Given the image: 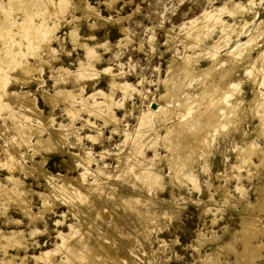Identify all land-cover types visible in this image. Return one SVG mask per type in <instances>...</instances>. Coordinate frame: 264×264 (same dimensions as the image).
Returning a JSON list of instances; mask_svg holds the SVG:
<instances>
[{"label": "rangeland", "instance_id": "rangeland-1", "mask_svg": "<svg viewBox=\"0 0 264 264\" xmlns=\"http://www.w3.org/2000/svg\"><path fill=\"white\" fill-rule=\"evenodd\" d=\"M213 17L219 21L216 22ZM263 20L264 0H0V192L2 193H0V261L2 262H0V264H5V262L6 264H37L34 262V256H37L41 252L53 250L56 246L58 251L57 249L56 252L54 250L50 264H67V257H69V255L66 253V247L71 246L72 244L70 243L72 242H74L72 245L74 246V251H76V249L77 252L81 251V253H79L81 256L76 252L80 259L83 257L82 254H86V251H88L87 248L94 249L96 247L93 257L91 256V260L94 258L96 260H92L93 262L91 260L87 261L88 258L83 254L85 257H83L81 260L77 259L75 261L76 263L81 261L80 264H83V262L84 264H89L90 261L91 264L96 262L97 264H206L204 261L209 264H237V261L235 262L236 255H240L239 252H241L244 248V244L241 242V240H239L241 236H237V234L234 236L233 241L235 242L231 243L232 248L230 250L223 249L222 247H224L225 243L229 240L231 236L230 234H234L235 231H239V229H241L240 220L243 219L245 222L251 220L252 223L256 222L254 223L255 232L253 231V237L250 236L251 238L248 239V242L251 244H264V231L262 234V229L264 230V212H261L264 211L262 209L264 208V165L256 169L255 166L256 164L258 165L259 160L257 157H253L251 159L253 165L248 166L249 168H247L245 164H241L242 161L237 160L235 157L236 148L243 145L245 141H252L259 147L264 144V120H262V124L260 123V119L264 117V103H262V101L264 102V78L262 79V75H264L262 73H264V70L261 69L264 66V33L259 34L260 36H253L254 38H252V41L249 42V44L247 43L248 45L243 46V44L246 43L252 35L258 33L257 31L259 30V23ZM203 25H205L204 27H207L208 25V28H204ZM196 28L199 29H197L199 33ZM207 29L208 31H206ZM200 31L202 33L204 31V33L202 34ZM197 33L199 35H197ZM255 37L258 38L256 39ZM259 37L262 38L259 39ZM74 38L77 42L74 40ZM254 39H256V41ZM217 41H219L217 48H212V43ZM254 42L256 43L253 44ZM246 46L249 47L247 48ZM90 47L94 53L90 50L92 52L91 55H84L87 54L86 51H88ZM244 47L246 48L244 49ZM250 48L251 50H249ZM248 50L249 52H247ZM229 53H231L233 56L231 54L229 55ZM246 54H248V59L247 57H244ZM258 54L259 57L263 58V61L258 57ZM92 55L93 57H90ZM215 56L218 57L216 58ZM227 56L230 61L232 57L233 61L230 62L227 60ZM197 57L198 59L196 63L193 60L194 58L196 60ZM235 57L239 61L235 60ZM209 58L212 62L214 61V63L216 62V64H219H215V73L212 71L211 75L214 73L212 77L210 74V77H202L199 72L211 64ZM239 58H241V61ZM256 58H258V60ZM89 59L90 61L88 63L91 64L87 63ZM191 60L192 62H188ZM170 62H172V64L168 68V64ZM225 62L227 63L225 64ZM232 62L233 64L236 63L237 67V74L234 80H232V83L233 81L235 83L237 82V85L235 83L232 84L231 82L228 85L229 87L223 86L222 88V86L218 85V87H216L218 91L215 90L217 94L212 91H209L207 94L206 92L211 86L207 82H211V84L212 82L215 83V81L218 82V73L225 67H228V65H230ZM255 62H257L256 65ZM258 63L259 65L261 63V65L259 66ZM251 65H253V68L251 67L252 70L250 68ZM83 66L87 67L88 70L83 68ZM256 66L259 67L257 68ZM254 68H257V70ZM83 69L84 73L82 72ZM185 69H188V71ZM247 69L250 71H247ZM258 69L260 71L263 70V72H260ZM184 70L187 71V75L191 72L189 74V79H187L189 75H185ZM79 71L81 74H83L80 75L77 73ZM86 71V76L89 77V82L91 81V84L87 83L88 77L83 76L85 75ZM253 72L256 74L254 73L253 75ZM20 73H25L26 77ZM92 73L96 74L94 75ZM182 74L184 75L182 76ZM249 74L251 78L253 76L254 77L250 79V76H248V78L247 75ZM259 74L261 75L259 76ZM93 75L97 77L94 78ZM82 76L84 80H81ZM255 76L257 77L255 78ZM113 77L114 80L112 79ZM172 77L177 78L173 79ZM245 77L248 80H246ZM56 78H58V80ZM193 78L195 80H193ZM172 79L175 81H171ZM203 80L206 81V84L203 82L206 86L209 85L207 86L208 89L206 92L204 91L203 86L201 87ZM168 81L171 82L168 83ZM76 82L78 84H76ZM115 82L118 86L115 85ZM162 83L166 84L163 85ZM172 86L175 88V90H173L175 93L172 92ZM179 86H181L182 89H180ZM112 88L114 90H112ZM164 88L167 90H164ZM191 89L194 90L192 91ZM232 89L235 93L240 91L242 101V105H240L242 108L241 110H243V108L245 109L242 112L243 114L236 112V115L234 113L233 116H236L233 118L242 115L241 118H236V121L238 122L232 123V125H229L228 130H224L227 125L226 116L229 114V110L226 107H223V103L226 106V101H228L226 94L229 93L227 91H231ZM236 89L238 90L237 92L235 91ZM64 90L65 92H68L66 98L63 94H61V92L63 93ZM223 90H225V94L224 92L222 93ZM55 91L56 94H54ZM201 91L204 92L206 96L209 94L210 95L204 98L201 103H198L200 102L198 98L200 97V94H202ZM233 91H231V93ZM77 92L80 95L75 96ZM165 92H167L169 97L171 96L170 99ZM171 92L173 95H169ZM17 93L19 95L21 94V96H16L21 97L23 102L25 98V101L28 100L30 104L32 103V105H30L32 108H25V102L22 104V100L19 97H15L14 99V94ZM91 93H93V95ZM178 93L182 96H180ZM104 94H107L106 96L108 97H104ZM213 94H216L215 96L219 99H216ZM218 94L219 96H217ZM254 94L259 95V97L254 104L250 105V101H252V103L254 102ZM23 95H25V97ZM224 95L225 97H223ZM260 95H262V97ZM7 96H13L11 98L15 101H11V98ZM53 96L55 98H53ZM58 96H61L62 98ZM190 96H192V98ZM196 96L197 98H194ZM220 96L223 98L221 99ZM29 97H31V99ZM85 97H88L87 101H82L81 99H86ZM160 97L164 98L166 101ZM16 98L17 100L20 99L18 100L19 103L16 101ZM67 98H69L68 101ZM92 98L95 99L92 101ZM179 98L183 99L181 100ZM207 98L212 99H209V101L206 100ZM51 99H55L54 102L51 103ZM104 99H109V101L106 102ZM214 99L216 100L214 101ZM70 100L72 103L69 102ZM179 100H181L182 103H180ZM192 101H196L197 103L193 104ZM209 102L213 105H211ZM67 103H70V106H68ZM92 103L95 105L93 106ZM107 103L109 105H107ZM206 103L211 106H207L208 104L206 105ZM86 104L87 106H92V110L96 106L99 108L98 112L101 113L94 115V113L97 112V108L95 107V109L91 112V107H87ZM100 104H106L107 106L105 105V108L102 109V105ZM186 105L189 106V110H186L188 109L186 108ZM214 105L219 107V110H222L219 111ZM260 105L263 106L261 107ZM195 106L197 110L195 109ZM106 107L110 109V112L112 111V114H109V110H107ZM213 107H215V111H213ZM71 108L74 109L72 110ZM79 108L83 109L85 113L82 112L83 110H79ZM166 108L168 113L165 111ZM204 109H208L209 112L206 113L208 110L205 111ZM76 110L80 111V113H77ZM162 110L167 113V117L164 115L165 112H161ZM71 111L75 113H71ZM156 111L157 114L163 113L167 119L165 117L163 118L162 114L161 116L156 117L152 113ZM201 111L205 113V117L203 115L204 118L200 113ZM211 111H213V113ZM224 111L227 112V114H225ZM149 112L152 114L150 115ZM189 112H192L191 114L194 115L189 114ZM216 112L218 113L216 114ZM87 113L91 115L88 116ZM184 113L186 118H184ZM209 113H212V115L216 117L217 115L219 116V114L222 115L224 113L222 116L223 118H221L223 119L222 122H225L224 120H226V125L224 123L222 124L221 119V124L219 125L218 123L220 122L218 120L220 116L218 118L215 117L217 121L214 119V122L217 123V127L215 124L213 126V122H211L212 125L210 124V128H207L209 125L205 126V130L207 128V133L209 136L204 130V127H201L202 129L200 132L202 134H195V132H199L200 130L199 126L197 125L203 119H207V116L210 115ZM142 114L146 117L145 118L143 116L145 119H141ZM105 115L106 117L108 115L112 116L106 118ZM182 115H184V117ZM147 116L150 118V121L148 120V124H153L154 127L152 125L151 127L150 125L146 124V119L148 118ZM170 116L172 118H170ZM189 116L194 118L196 117L195 119L192 118L194 121L198 117V123L197 120L195 123L191 122V126V123L187 121V118L192 121ZM45 117H47V119ZM153 119L157 123H151V120L152 122H155ZM161 119L166 121L162 123ZM47 120H50L49 123ZM142 120H144L146 123ZM177 120H179L181 123ZM183 120H185V122L187 121L186 123H188V126L185 122H183ZM141 123L146 125L143 126ZM159 123H161L160 126ZM17 124L21 125L18 126ZM193 124H195L198 128H196L195 125L194 128ZM40 125V129L44 130H42L43 133L39 129ZM137 125L139 126V131H137ZM182 125L185 129L182 128ZM150 127L153 129L151 130ZM162 127H166L168 133L167 131L163 130ZM180 127L181 131L184 130V132H187L186 129L189 127L187 133L190 134L188 135L183 131L181 132L179 130ZM218 127H220V129ZM155 128H157L158 131ZM175 128L179 131L177 132ZM190 128L193 129L192 132L189 131L191 130ZM143 129H146V131ZM208 129H210V131ZM214 129H218L216 133V130ZM38 131H40V133ZM219 131H221V133ZM225 131H227V133ZM153 132L156 133L153 134ZM165 132L170 137H167L168 135ZM20 134L24 135L21 136ZM38 134H40V136ZM50 134L51 138L47 143L49 147L44 145L45 142L41 143L40 146L39 144L37 145L36 141L38 139L46 140ZM139 134H141L140 137ZM176 134L179 136L177 137ZM242 134H244L245 137H242ZM17 135L18 138L16 137ZM25 135L26 138H22L25 137ZM123 135L126 138H124ZM155 135L156 137H159V141L158 138L155 139ZM162 135H164V137ZM185 135L187 136L186 140L191 141L193 144L185 140ZM210 135L213 139L209 138ZM60 136L63 137H61L62 140L59 138ZM131 136L132 138L136 136V139H133V141L136 140L137 142L140 140L141 142L138 141V145L135 144L136 142H132L134 143L132 144ZM173 136L174 138L172 141L171 137ZM193 136L198 137L197 139L195 138V142ZM204 136L207 137L208 141H210L209 148L204 146V144L208 146L207 141L204 140ZM93 137H95V140ZM161 137L162 139L164 138V141H162ZM202 137L203 139L201 140L200 138ZM180 138L183 139L181 140ZM96 139L99 140V142ZM166 139L169 141L171 140L170 144H168ZM175 141L177 143L176 145H179L180 143L183 144L179 145V147L174 146ZM33 142H35V144H33ZM185 142H187L188 145ZM140 143H143L141 144L143 145L141 150L139 147ZM163 143H165V145ZM184 143L189 147L187 148L186 146L187 149L184 148L185 150H181L180 152L179 148L180 146L184 145ZM189 143H191V145ZM161 144L164 146L168 145L170 152H173L176 149L177 154L175 156L177 159L181 153V157L179 158H181L182 162H180L178 159V163L177 159H175L176 157L172 156V152L170 157L168 152L169 148H163ZM51 146H53L52 149L50 148ZM198 146L201 148L203 147L205 150H203V148H199ZM196 147L198 148L196 149ZM138 148L139 150H136ZM165 148L167 152L164 150ZM188 149L189 152H192V155L194 153L193 150H197V152H195V155L197 156L190 155ZM153 151H156L155 153L157 155L153 153ZM176 151L174 153H176ZM202 151H205L204 153L206 158ZM99 153H101V155ZM185 153L187 154L185 155ZM200 154L202 159L203 157L205 158V161L203 159L204 163L207 160V164L204 165ZM99 155L102 158L99 157ZM161 156H165V159L168 160H165L168 163L167 165L165 164L166 162L163 161L164 158ZM192 157L193 159H191V163L193 161V164L188 163V160ZM6 159L7 163L5 161ZM11 159L13 162L15 161V165L19 163L18 165L22 166L17 165L18 168L15 166L16 168L11 170L8 168L7 170L8 162ZM86 160L91 162L89 163ZM136 160L139 161V163ZM173 160H175V162ZM85 162L89 164L87 165ZM181 163H183V165L184 163L186 164L185 166L181 165L180 167ZM175 165L178 167H175ZM130 166L134 170L137 167V170L134 171L130 169ZM171 166L175 169L177 168L176 171L178 170L177 172L181 177L178 176L176 171L171 173ZM97 167H100L102 170L97 169ZM82 168H86L84 172L85 174L83 173L84 169ZM150 168L151 170H149ZM152 168H154L155 171ZM181 168L183 170H180ZM130 170H132V172L134 171L136 174L139 170V174L143 177H139V174L136 175L135 173L133 176V173L130 172ZM144 170L145 173H143ZM226 170L228 171L229 175L225 172ZM150 171L154 174L151 175L152 173H150ZM156 171L157 173L159 172V174H157ZM80 172L81 174L79 175ZM125 172L128 174L129 178L126 176L127 174ZM82 174H84V176ZM124 174L127 177L126 179ZM224 174H226L227 177H224ZM148 175H150L149 177H155L152 178V180H148ZM66 177L68 180H70L69 183L72 185L71 186L68 183V189H70V187L71 189L72 187L85 189L84 193L83 191H78L79 195H76L77 199L75 195H69L68 192L62 191L64 190L61 185L63 183L62 178ZM69 177H71L73 180ZM144 177H146V179L145 181L142 180V182L141 179H144ZM156 177H159V181L157 179L159 183L154 181ZM175 177L182 179L180 181L181 183L179 182L180 179H175ZM130 178L132 179L130 180ZM135 178H137V180H135ZM95 179L98 180L95 181ZM138 180H140V182L136 183L135 181ZM76 181L77 183H75ZM78 181L79 183H81V181L84 183L82 182L81 184H78ZM171 182H173V184ZM175 183L180 184L177 186ZM140 185L145 186L142 187L144 190ZM171 185L174 187H170ZM3 186H6V188ZM136 186H140V188ZM148 186L151 188L150 190ZM10 187H14L19 191L21 190L23 193V200L26 203L24 201L19 202L16 200L14 195L8 194V192L11 190L5 191V189H11ZM19 187L21 188L19 189ZM240 187L243 188L240 189ZM224 189H226L227 192ZM58 194H61L60 197H58ZM132 194L133 196H131ZM72 196L74 198L70 199ZM78 197H81V199ZM82 201H84V206ZM87 201H89V203L92 202L91 207H87V205H89ZM69 203L72 205L70 206ZM259 203L263 206H260ZM253 205H255V207H253ZM133 206L134 208H132ZM257 206H260L261 208ZM70 207L72 208L71 210L69 209ZM129 207L130 209H128ZM26 208L29 212L26 211ZM135 208L142 209H140V211L138 210L137 212ZM145 208L148 210H146L147 212L144 210ZM141 210L146 214H144ZM73 211H76L78 214L76 212L74 213ZM80 213L83 214V216ZM138 213L144 219H141ZM96 214L98 216L94 217ZM132 218L135 219L133 220ZM117 219H119L123 224ZM137 219L138 221H136ZM89 220H92L93 223ZM130 220H132V222ZM85 221L88 223L86 224ZM73 222L76 223L73 224ZM90 223L93 225H88ZM129 223H131L130 226ZM71 224L76 226L75 231L77 232L74 230L72 231L69 228ZM124 225H128V227H125ZM93 226L96 227L93 228ZM255 226L257 227L256 229ZM78 227L79 231L77 229ZM126 228H129L130 230ZM258 228L261 229L258 230ZM83 229H85V232L88 234L85 235L88 236L87 238L89 242L84 235V242H87L86 244L84 243L85 246L82 245L81 247V244L79 245L78 243L80 242L79 240L81 239L80 237ZM120 231L121 234L119 235L118 232ZM257 231L260 232L258 233ZM95 232L96 235H94ZM124 232H126V234ZM7 233H9V236ZM12 233L14 235H12ZM66 233L69 234L67 235ZM76 233H78V236ZM58 234L59 236L61 234V238L58 236ZM128 234L130 236H128ZM64 235H66L67 238L70 235V238L67 239ZM15 236L18 237V239ZM103 236L105 237V240L102 238ZM197 238H200V241L196 240ZM73 239H75L76 242ZM9 241H13L11 246L9 245ZM90 242L94 244V247L90 246L92 245ZM95 242L101 247L96 245ZM62 243H65V246H62ZM79 247L80 249H78ZM82 248L84 249V252H82ZM101 249L102 251H100ZM96 252L98 253L96 254ZM64 256L66 257V261L64 260ZM206 257L207 260H205ZM8 261L10 263H8ZM59 261L61 262L59 263ZM253 263L264 264V249L260 250V256L255 258ZM38 264L48 263L39 261Z\"/></svg>", "mask_w": 264, "mask_h": 264}, {"label": "bare ground", "instance_id": "bare-ground-1", "mask_svg": "<svg viewBox=\"0 0 264 264\" xmlns=\"http://www.w3.org/2000/svg\"><path fill=\"white\" fill-rule=\"evenodd\" d=\"M47 1H48V0H47ZM235 5H236V4H235ZM83 11H84V10H83ZM83 11H82V12H83ZM85 12H86V11H85ZM89 12H90V11H89ZM230 13H231V12H230ZM231 14H232V13H231ZM211 18H212V17H211ZM213 19L216 20L214 17H213ZM214 20H213V21H214ZM213 21H211V22H213ZM218 21H219V20H216V22H218ZM206 23H207V22H206ZM209 23H210V22H209ZM214 23H215V22H214ZM214 23H213V24H214ZM257 24H258V23H257ZM204 26H205V25H203V27H204ZM210 26H212V25H210ZM195 27H197V26H195ZM199 27H201V26H199ZM204 28H208V25H207V27H204ZM197 29H198V28H196V30H197ZM202 29H203V28H202ZM202 29H201V30H202ZM198 30H199V29H198ZM198 30H197V31H198ZM204 30H205V29H204ZM206 31H208V29H207ZM210 31H211V29H210ZM200 32H201V31H200ZM257 32H258V33H255L254 35H252V36L250 37V39L247 40V42L243 44V46L248 45L249 42L252 41V38H254L253 36H257V35H259V34H261V33H264V20L261 21V22L259 23V30H258ZM195 33H196V32H195ZM198 33H199V31H198ZM198 33H197V35H199ZM201 33H202V32H201ZM203 33H204V31H203ZM203 33H202V34H203ZM206 34H207V33H206ZM206 34H205V35H206ZM227 34H228V33H227ZM239 34H240V33H239ZM239 34H238V35H239ZM225 35H226V34H225ZM263 35H264V34H263ZM71 36H72V35H71ZM201 36H202V35H201ZM201 36H200V37H201ZM259 36H260V35H259ZM261 36H262V35H261ZM72 37H73V36H72ZM181 37H182V36H181ZM195 37H196V36H195ZM197 37H198V36H197ZM203 37H204V36H203ZM75 38H76V37H75ZM75 38H74V40H75ZM184 38H185V37H184ZM255 38H256V37H255ZM257 38H258V37H257ZM257 38H256V39H257ZM260 38H262V37H259V39H260ZM199 39H200V38H199ZM202 39H203V38H202ZM256 39H254V40L256 41ZM74 40H73V41H74ZM200 40H201V39H200ZM75 41H76V40H75ZM194 41H195V40H194ZM194 41H193V42H194ZM245 41H246V40H245ZM76 42H77V41H76ZM198 42H199V40H198ZM218 43H219V41H217V42H215V43H212V48L216 49V48H217V45H219ZM247 43H248V44H247ZM255 43H256V42H254L253 44H255ZM253 44H252V45H253ZM74 45H75V44H74ZM200 45H201V44H200ZM241 45H242V44H241ZM75 46H76V45H75ZM81 46H82V45H81ZM85 46H86V45H85ZM239 46H240V45H239ZM255 46H256V45H255ZM87 47H88V46H87ZM246 47L248 48L249 46H246ZM246 47H244V49H245ZM251 47H252V46H251ZM253 48H255V47H253ZM48 49H49V48H48ZM81 49H82V48H81ZM86 49H88V48H86ZM91 49H92V48L90 47V49H89L88 51H86L87 54H84V55H86V56H87V55H91V54H92L91 51H93V50H91ZM214 49H212V50H214ZM241 49H243V48H241ZM90 50H91V51H90ZM238 50H239V49H238ZM249 50H251V48H250ZM249 50H248L247 52H249ZM253 50H254V49H253ZM241 51H242V50H241ZM241 51H240V52H241ZM244 51H245V50H244ZM83 52H84V51H83ZM210 52H211V51H210ZM213 52H215V51H213ZM240 52H239V53H240ZM250 52H251V51H250ZM48 53H49V52H48ZM93 53H94V51H93ZM227 53H228V52H227ZM231 53H232V52H231ZM231 53H229V55H230ZM233 53H234V52H233ZM243 53H244V52H243ZM262 53H263V51H262ZM262 53H260V54H262ZM235 54H237V53H235ZM241 54H242V53H241ZM248 54H249V53H248ZM248 54H246L244 57H247ZM263 54H264V53H263ZM197 55H198V54H197ZM231 55H232V54H231ZM243 55H244V54H243ZM198 56H199V55H198ZM205 56H206V55H205ZM225 56H226V55H225ZM232 56H233V55H232ZM235 56H236V55H235ZM261 56H262V55H261ZM90 57H93V55L90 56ZM94 57H95V56H94ZM192 57H193V56H192ZM200 57H201V56H200ZM215 57H216V56H215ZM217 57H218V56H217ZM217 57H216V58H217ZM242 57H243V56H242ZM249 57H250V55H249ZM258 57H259V54H258ZM262 57H263V56H262ZM210 58H211V57H210ZM210 58H209V59H210ZM216 58H215V59H216ZM225 58H226V57H225ZM233 58H234V57H233ZM259 58H261V57H259ZM197 59H198V57L196 58V60H195V58H194L193 61L197 63ZM211 59H212V58H211ZM211 59H210V61H211ZM218 59H219V58H218ZM239 59H240V61H241V58H239ZM242 59H243V58H242ZM245 59H246V58H245ZM247 59H248V57H247ZM256 59L258 60V58H256ZM261 59H262V61H263V58H261ZM261 59H259V60H261ZM93 60H94V58H93ZM187 60H189V59H187ZM199 60H200V59H199ZM227 60H229L228 56H227ZM235 60H238V59L235 57ZM89 61H90V59L87 61V63H88ZM225 61H226V60H225ZM229 61H230V60H229ZM229 61H227V62H229ZM231 61H233L232 57H231ZM231 61H230V62H231ZM238 61H239V60H238ZM238 61H237V62H238ZM85 62H86V61H85ZM95 62H96V61H95ZM188 62H192V60H191V61H188ZM223 62H224V61H223ZM227 62H225V64H226ZM234 62H235V61H234ZM257 62H258V61H257ZM257 62H255V65H256ZM263 62H264V61H263ZM25 63H26V62H25ZM261 63H262V62H261ZM261 63H260V65H261ZM88 64H91V63H88ZM93 64H94V63H93ZM171 64H172V62H170V63L168 64V68L171 66ZM189 64H190V63H189ZM215 64H216V62L214 63V61H213V62L211 61V64H210L208 67H206L205 69H202L201 72H199L200 75H202V77H204V76H206V77H207V76L210 77L209 74L211 75L212 71L214 72ZM217 64H219V63H217ZM217 64H216V65H217ZM21 65H23V64H21ZM24 65H25V64H24ZM78 65H79V64H78ZM83 65H84V64H83ZM175 65H176V64H175ZM191 65H192V64H191ZM255 65H254V66H255ZM258 65H259V63H258ZM260 65H259V66H260ZM262 65H263V64H262ZM19 66H20V65H19ZM25 66H27V65H25ZM25 66H23V67H25ZM85 66H86V65H85ZM87 66H88V65H87ZM89 66H90V65H89ZM177 66H178V65H177ZM186 66H187V65H186ZM252 66H253V65H251L250 68H251ZM259 66H256V67L258 68ZM20 67H21V66H20ZM23 67H22V69H23ZM91 67H92V66H91ZM184 67H185V66H184ZM190 67H191V66H190ZM217 67H218V66H217ZM263 67H264V66H263ZM263 67H262L261 69L264 70ZM26 68H27V67H26ZM58 68H59V67H58ZM60 68H61V67H60ZM83 68H86V69L88 70L87 67H84V66H83ZM177 68H179V67H177ZM181 68H182V67H181ZM244 68H245V67H244ZM246 68H248V67H246ZM252 68H253V67H252ZM252 68H251V70H252ZM257 68H254V69L257 70ZM30 69H32V68H30ZM81 69H82V68H81ZM105 69H106V68H105ZM189 69H190V68H189ZM236 69H237V67H236V63L233 64V62H232L230 65H228V67H225L222 71H220V72L218 73V74H219V77L217 76V77L219 78L218 82L215 81V83L212 82V84H211V82H210V83L207 82L208 84L211 85V86L209 87V90H208L207 92H206V90L208 89L207 86H209V85H207V86L205 85V84H206V81H204V80L202 81V83H201V87L203 86L204 91H205L207 94H208L209 91H210V92L212 91V92H215V93H216V91H218L217 88H216V87H218V85H219V86H222V88H223V86H225V87L228 86L230 82L232 83V80H234V78L236 77V74H237ZM32 70H33V69H32ZM59 70H62V69H59ZM89 70H91V69H89ZM185 70L188 71V69H185ZM185 70H184V71H185ZM217 70H218V69H217ZM217 70H216V71H217ZM245 70H246V69H245ZM248 70H249V69H247V71H248ZM258 70H259V69H258ZM263 70H261V71L259 70V71H260V72H263ZM28 71H29V70H28ZM30 71H31V70H30ZM64 71H65V70H64ZM80 71H81V70H80ZM80 71L77 72V73H79L80 75H82V74L84 73V69L82 70V72H83L82 74H81ZM103 71H104V70H103ZM187 71H185V75H187ZM189 71H190V70H189ZM249 71H250V70H249ZM106 72H107V70H106ZM174 72H175V71H174ZM217 72H218V71H217ZM251 72H252V71H251ZM255 72H256V71H255ZM255 72H253V75H254ZM27 73H28V72H27ZM74 73H76V72H74ZM89 73H90V72H89ZM190 73H191V72H190ZM190 73H189V74H190ZM199 73H198V74H199ZM214 73H215V72H214ZM214 73H213L212 75H214ZM243 73H244V72H243ZM246 73H247V72H246ZM20 74H22V73H20ZM29 74H30V73H29ZM86 74H87V71L85 72V75H83V76H86ZM92 74H94V73H92ZM95 74H96V73H95ZM95 74H94V75H95ZM118 74H119V73H118ZM169 74H170V73H169ZM189 74H188V75H189ZM255 74H256V73H255ZM262 74H264V73H262ZM22 75H24V77H26V76H25V73L22 74ZM27 75H28V74H27ZM94 75H93V77L96 78L97 76L95 77ZM110 75H111V74H110ZM112 75H114V74H112ZM172 75H173V74H172ZM183 75H184V74H182V76H183ZM188 75H187V76H188ZM212 75H211V77H212ZM260 75H261V74H259V76H260ZM73 76H74V75H73ZM77 76H78V75H77ZM77 76H76V77H77ZM83 76H82L81 80H84V79H83ZM89 76H90V75H89ZM119 76H120V75H119ZM167 76H168V75H167ZM175 76H176V75H175ZM191 76H193V75H191ZM245 76H246V75H245ZM248 76H250V74L247 75V77H248ZM251 76H252V73H251ZM251 76H250V79H252V78L254 77V76H253V77L251 78ZM262 76H263V77H262V79H263V78H264V75H262ZM51 77H52V76H51ZM74 77H75V76H74ZM86 77H88V76H86ZM86 77H85V78H86ZM178 77H179V76H178ZM197 77H198V76H197ZM197 77H196V78H197ZM199 77H201V76H199ZM206 77H205V79H206ZM232 77H233V78H232ZM256 77H257V76H255V78H256ZM54 78H55V77H54ZM91 78H92V77H91ZM115 78H116V77H115ZM169 78H170V77H169ZM172 78H173V77H172ZM175 78H177V77H175ZM175 78H173V79H175ZM181 78H182V77H181ZM186 78H187V77H186ZM189 78H190V75H189V77H188L187 79H189ZM213 78H214V77H213ZM218 78H217V79H218ZM248 78H249V77H248ZM56 79L58 80V78H56ZM76 79H77V78H76ZM110 79H111V78H110ZM112 79L114 80V77H113ZM165 79H166V78H165ZM170 79H171V78H170ZM170 79H169V80H170ZM173 79H172L171 81H173ZM183 79H184V78H183ZM203 79H204V78H203ZM207 79H208V78H207ZM209 79H210V78H209ZM245 79L248 80L246 77H245ZM74 80H75V79H74ZM74 80H73V81H74ZM85 80H86V79H85ZM89 80H90V79H89V77H88V82H87V83H90V82H91V81L89 82ZM91 80H92V79H91ZM93 80H94V79H93ZM95 80H96V79H95ZM193 80H195V79L193 78ZM201 80H202V79H201ZM64 81H65V80H64ZM75 81H76V80H75ZM86 81H87V80H86ZM171 81H168V83L171 82ZM174 81H175V80H174ZM174 81H173V82H174ZM176 81H177V80H176ZM183 81H184V80H183ZM208 81H209V80H208ZM236 81H237V80H236ZM252 81H253V80H252ZM259 81H260V80H259ZM52 82H54V81H52ZM55 82H56V81H55ZM77 82H78V80H77ZM77 82H76V84H78ZM164 82H165V81H164ZM199 82H200V81H199ZM203 82H204L205 84H204ZM253 82H254V81H253ZM39 83H40V82H39ZM70 83H71V82H70ZM73 83H75V82H73ZM92 83H93V82H92ZM108 83H109V82H108ZM111 83H112V81H111ZM111 83H110V84H111ZM125 83H126V82H125ZM179 83H180V82H179ZM186 83H187V81H186ZM186 83H185V84H186ZM188 83H189V82H188ZM233 83H235V82L233 81ZM233 83H232V84H233ZM236 83H237V82H236ZM236 83H235V84H236ZM82 84H83V83H82ZM90 84H91V83H90ZM90 84H89V85H90ZM110 84H108V85H110ZM162 84H163V83H162ZM165 84H166V83H165ZM165 84H163V85H165ZM170 84H171V83H170ZM173 84H174V83H173ZM173 84H172V85H173ZM202 84H204V85H202ZM262 84H263V83H262ZM58 85H59V84H58ZM115 85H117L116 82H115ZM115 85H114V86H115ZM163 85H162V86H163ZM176 85H177V84H176ZM180 85H181V84H180ZM182 85H183V84H182ZM236 85H237V84H236ZM263 85H264V84H263ZM263 85H262V86H263ZM55 86H56V85H55ZM117 86H118V85H117ZM120 86H121V84H120ZM123 86H124V84H123ZM127 86H128V84H127ZM168 86H169V85H168ZM168 86H167V87H168ZM196 86H197V85H196ZM56 87H57V86H56ZM79 87H80V86H79ZM112 87H113V86H112ZM124 87H125V86H124ZM165 87H166V86H165ZM174 87H175V85H174ZM174 87L172 86V92H173V90H175V88H176V87H175V88H174ZM179 87H180V89H182L181 86H179ZM179 87H178V88H179ZM183 87H184V85H183ZM228 87H229V86H228ZM228 87H227V88H228ZM233 87H234V86H233ZM58 88H59V87H58ZM77 88H78V87H77ZM77 88H76V89H77ZM80 88H81V87H80ZM110 88H111V87H110ZM122 88H123V87H122ZM173 88H174V89H173ZM178 88H177V89H178ZM210 88H211V90H210ZM227 88H226V89H227ZM235 88H236V87H235ZM74 89H75V88H74ZM74 89H73V90H74ZM117 89H118V88H117ZM127 89H128V87H127ZM168 89H169V87H168ZM180 89H179V90H180ZM187 89H188V87H187ZM187 89H185V90L188 91ZM220 89H221V88H220ZM233 89H234V88H233ZM233 89H232L231 91H233ZM237 89H238V88H237ZM237 89L235 90L236 92L238 91ZM80 90H81V89H80ZM110 90H111V89H110ZM112 90H114V89L112 88ZM115 90H116V89H115ZM118 90H119V89H118ZM164 90H167V89L164 88ZM191 90H192V89H191ZM191 90H190V91H191ZM193 90H194V89H193ZM193 90H192V91H193ZM201 90H203V89H201ZM213 90H214V91H213ZM215 90H216V91H215ZM227 90H228V89H227ZM58 91H60V90H58ZM58 91H57V92H58ZM69 91H70V90H69ZM71 91H72V90H71ZM168 91H169V90H168ZM224 91H225V90H223L222 93H223ZM231 91H227V92H229V93L226 92V93H227V94H226V98L228 99V101H226V102H227L226 106H225V104L223 103V107H226V108L229 110V114H228L227 116L225 115V116L227 117V119H226L227 122H226V120H224V121L227 123V125L225 124V122H222V121H223V119H222L223 117H222V116L224 115V113H223L222 115L219 114L220 117H219L218 115H217V117L214 116V115H212V113H213V111H215L214 109H215V107H216V106L214 105L215 107H213V111H211L212 113H211V114L209 113L210 115H209V114H206V115H209V116H207V119H205V120L203 119V118L205 117V113L202 112L203 110L200 112L201 115H202V117H203V115H204V117L202 118L203 120L200 121L198 125H197V123H198V120H199V119H198V117H197L198 120L196 119V120H197L196 125L199 126V129H200V130H199V132H195V134H196V133H198V135H199V133L202 134V133L200 132L201 129L204 127V130H205V126H207V125H209V126H207V128H210V124H211V122H213V123H212L213 126H214V124H215V126L217 127V125H216L217 123L214 122V119L216 120V118H218V117H219V120H218V121L220 122V119H221L222 124L224 123V124L226 125V127L223 125V126L225 127L224 130H228L229 125H232V123H236V122H238V121H236V118H238V119H239V117L241 118V116H242L241 114H243L242 112H243V110H244L245 108H243V110H241L242 108H241L240 105H242V103H241L242 101H241V93H240V91L237 92V93H235L234 91H233L234 93H233V92L231 93ZM78 92H80V91H78ZM78 92H77V93H78ZM82 92H83V91H82ZM111 92H112V91H111ZM121 92H122V91H121ZM125 92H126V91H125ZM172 92L169 93V95H170V94L173 95V93H175V92H173V93H172ZM177 92H178V90H177ZM179 92H180V91H179ZM182 92H183V90H182ZM182 92H181V94H182ZM201 92H202V91H201ZM70 93H72V92H70ZM77 93H76V95H75V94H74V95H75V96L80 95L79 93H78V94H77ZM80 93H81V92H80ZM100 93H103V92H100ZM112 93H113V92H112ZM165 93L167 94V92H165ZM186 93H187V92H186ZM190 93H191V92H190ZM21 94H22V92H21ZM21 94H20V95H19L18 93H17V94H14V95H15V96H14V99H15V97H19V96H21ZM24 94H25V93H24ZM28 94H29V93H28ZM54 94H56V91H55ZM57 94H58V93H57ZM61 94H63V95L65 96V98H66V95H68V92H65V90H64V92H63V93L61 92ZM91 94L93 95V93H91ZM94 94H95V92H94ZM108 94H109V93H108ZM178 94H179V93H178ZM178 94H177V95H178ZM183 94H184V93H183ZM199 94H200V93H199ZM211 94H212V93H211ZM216 94H217V93H216ZM216 94H215V95H216ZM220 94H221V93H220ZM224 94H225V92H224ZM6 95H7V94H6ZM16 95H19V96H16ZM45 95H46V94H45ZM104 95H105V94H104ZM106 95H107V94H106ZM106 95H105L104 97H108V96H106ZM109 95H110V94H109ZM174 95H176V94H174ZM179 95H180V94H179ZM209 95H210V94H209ZM209 95H208V96H209ZM215 95L213 94L214 97H216ZM23 96L25 97V95H23ZM55 96H57V95H55ZM61 96H62V95H61ZM61 96H58V97H61ZM64 96H63V99H64ZM96 96H97V94H96ZM102 96H103V95H102ZM123 96H124V95H123ZM162 96H163V95H162ZM164 96H165V94H164ZM167 96H168V94H167ZM180 96H182V95H180ZM185 96H186V95H185ZM198 96H199V95H198ZM208 96H206V94H205L204 92H202V94H200V97L198 98V99L200 100V102H198V103H201V101H202L204 98L208 97ZM217 96H219V94H218ZM260 96L262 97V95H260ZM7 97L11 98V97H13V96H7ZM24 97H23V98H24ZM45 97H46V96H45ZM71 97H72V96H71ZM71 97H70V98H71ZM79 97H80V96H79ZM81 97H82V96H81ZM89 97H91V96H89ZM92 97H95V96H92ZM168 97H169V96H168ZM173 97H174V96H173ZM190 97L192 98V96H190ZM211 97H212V95H211ZM223 97H225V95H224ZM223 97H222V98H223ZM258 97H259V95L254 94V102L252 103V101H250L249 104H250V105L254 104V103L257 101V98H258ZM9 98H8V99H9ZM19 98L22 100L21 97H19ZM26 98H27V97H26ZM29 98L31 99V97H29ZM48 98H49V97H48ZM53 98H55V97L53 96ZM61 98H62V97H61ZM85 98H86V99H81V100H82V101H83V100H86V101H87L88 97H85ZM160 98H161V99H164V98H162V97H160ZM170 98H171V96L169 97V99H170ZM176 98H177V97H176ZM191 98H190V99H191ZM194 98H197V96L194 97ZM194 98H193V99H194ZM217 98H218V97H216V99H217ZM220 98H221V96H220ZM222 98H221V99H222ZM20 99H18V100H20ZM59 99H60V98H59ZM68 99H69V98H67V101H68ZM74 99H75V98H74ZM94 99H95V98H94ZM94 99L92 98V101H93ZM106 99H107V98H106ZM106 99H104V100L107 102V101H109V99H111V98H109L108 100H106ZM172 99H173V98H172ZM179 99L182 100L183 98H179ZM187 99H188V97H187ZM193 99H192V100H193ZM209 99L211 100L212 98H207L206 100H209ZM216 99H214V101H215ZM218 99H219V98H218ZM221 99H220V101H221ZM261 99H262V98H261ZM18 100H17V98H16V101L19 103ZM25 100H26V99L24 98V102H25V103L23 102V100L21 101L22 104H23V103L25 104V106H26L25 108H28V109H29V108H32V106L30 107V105H32V103L30 104L28 100H27V101H25ZM32 100H33V99H32ZM48 100H49V99H48ZM51 100H52V99H51ZM54 100H55V99H54ZM54 100H52L51 103L54 102ZM71 100H72V99H71ZM71 100H70L69 102L72 103ZM102 100H103V99H102ZM111 100H112V99H111ZM164 100H165V99H164ZM175 100H176V99H175ZM181 100H179L180 103H182ZM184 100H186V99H184ZM199 100H198V101H199ZM210 100H209V101H210ZM11 101H15V100H12V98H11ZM30 101H31V100H30ZM45 101H46V100H45ZM65 101H66V100H65ZM92 101H91V102H92ZM160 101H161V100H160ZM160 101H159V102H160ZM165 101H166V100H165ZM167 101H168V98H167ZM170 101H171V100H170ZM176 101H178V100H176ZM196 101H197V100H196ZM196 101H195V102L192 101L193 104H194V103H197ZM212 101H213V100H212ZM212 101H211V102H212ZM214 101H213V102H214ZM224 101H225V100H224ZM33 102H34V101H33ZM49 102H50V101H49ZM73 102H74V101H73ZM99 102H100V101H99ZM102 102H104V101H102ZM106 102H105V103H106ZM172 102H173V101H172ZM174 102H175V101H174ZM190 102H191V101H190ZM204 102H205V101H204ZM218 102H219V101H218ZM7 103H8V100H7ZM13 103H14V102H13ZM78 103H79V101H78ZM83 103H85V102H83ZM94 103H95V102H94ZM94 103H92L93 106L95 105ZM96 103H97V102H96ZM100 103H101V102H100ZM108 103H111V102H108ZM108 103H107V105H109ZM209 103H210V102H209ZM215 103H216V102H215ZM215 103H214V104H215ZM220 103H221V102H220ZM262 103H264V102L262 101ZM5 104H6V102H5ZM98 104H99V103H98ZM98 104H96V105H98ZM170 104H171V103H170ZM207 104H208V103H206V105H207ZM210 104H211V103H210ZM8 105H10V104H8ZM16 105H17V104H16ZM52 105H53V104H52ZM67 105L70 106V103H69V104L67 103ZM74 105H76V104H74ZM84 105H85V104H84ZM100 105H102V104H100ZM100 105H99V106H100ZM105 105H106V104H105ZM105 105H102V109L105 108ZM107 105H106V106H107ZM164 105H165V104H164ZM166 105H167V104H166ZM181 105H182V104H181ZM183 105H184V104H183ZM204 105H205V104H204ZM211 105H213V104H211ZM211 105H210V106H211ZM220 105H221V104H220ZM11 106H12V105H11ZM50 106H51V105H50ZM54 106H55V105H54ZM71 106H72V105H71ZM79 106H82V105H79ZM86 106H87V104H86ZM86 106H84V107H86ZM88 106H89V108L91 107V109H90L91 112H92V111L95 109V107H96V106H95L94 109L92 110V106H90V105H88ZM88 106H87V107H88ZM110 106H111V105H110ZM186 106H187L186 108H188V109H186V110H189V106H188V105H186ZM193 106H194V105H193ZM198 106H199V105H198ZM207 106H209V104H208ZM210 106H209V107H210ZM217 106H218V105H217ZM260 106H261V105H260ZM262 106H263V105H262ZM262 106H261V107H262ZM18 107H19V106H18ZM18 107H17V108H18ZM23 107H24V106H23ZM52 107H53V106H52ZM52 107H51V108H52ZM66 107H67V106H66ZM100 107H101V106H100ZM179 107H180V106H179ZM182 107H184V106H182ZM191 107H192V104H191ZM220 107H221V106H220ZM223 107H222V108H223ZM96 108H97V107H96ZM106 108H107V107H106ZM108 108H109V106H108ZM108 108H107V110H109V114H112V111L110 112V109H108ZM197 108L200 109L199 107H197ZM203 108H204V107H203ZM206 108H208V107H206ZM216 108H218V110H219V107H216ZM66 109H68V108H66ZM71 109H72V108H71ZM73 109H74V108H73ZM73 109H72V110H73ZM80 109H81V108H79V110H80ZM86 109H87V108H86ZM98 109H99V108H97V112H95L96 110L94 111L96 114L93 112L94 115H97V113H101V112H98ZM102 109H101V110H102ZM160 109H163V108H160ZM183 109H184V108H183ZM183 109H182V110H183ZM191 109H192V108H191ZM195 109H196V106H195ZM201 109H202V108H201ZM209 109H210V108H209ZM227 109H226V110H227ZM63 110H64V108H63ZM81 110H83V109H81ZM90 110H89V111H90ZM107 110H105V111H107ZM166 110H167V108L165 109V111H166ZM173 110H174V109H173ZM178 110H179V109H178ZM186 110H185V111H186ZM196 110H197V109H196ZM204 110H205V109H204ZM206 110H208V109H206ZM206 110H205V111H206ZM210 110H211V109H210ZM221 110H222V109H220L219 111H221ZM226 110H225V111H226ZM67 111H68V110H67ZM69 111H70V107H69ZM76 111H77V110H76ZM149 111H150V110H149ZM165 111L162 110L161 112L164 113ZM193 111H194V110H193ZM225 111H224V112H225ZM72 112H73V111H71V113H72ZM78 112L80 113V111H77V113H78ZM82 112L85 113L84 110H83ZM91 112H90V113H91ZM107 112H108V111H107ZM141 112H142V111H141ZM158 112H160V111H158ZM166 112H167V111H166ZM166 112H165L164 115H166V114L168 113V112H167V113H166ZM173 112H175V111H173ZM187 112H188V111H187ZM198 112H199V110H198ZM207 112H209V110L206 111V113H207ZM236 112L241 113V114H239V115H241V116H239V117L237 116L236 118H233V117H235V116L237 115ZM67 113H69V112H67ZM73 113H75V112H73ZM77 113H76V114H77ZM105 113H106V112H105ZM142 113H143V112H142ZM152 113H153L156 117H157V116H161V114H162L163 118L165 117V116L163 115V113H158V114H157V111H156V112H152ZM152 113L149 112L150 115H151ZM175 113H176V112H175ZM191 113H192V112H191ZM191 113L189 112V114H191ZM193 113H195V112H193ZM202 113H204V114H202ZM217 113H218V112H216V114H217ZM234 113L236 114L235 116H233ZM87 114H88V113H87ZM107 114H108V113H107ZM107 114H106V115H107ZM149 114H148V116H149ZM186 114H187V113H186ZM189 114H188V115H189ZM196 114H197V111H196ZM225 114H227V112H225ZM263 114H264V113H263ZM69 115H70V114H69ZM89 115H91V114H88V116H89ZM92 115H93V114H92ZM98 115H99V114H98ZM102 115H103V114H102ZM106 115H105V117H106ZM170 115H171V114H170ZM172 115H173V114H172ZM184 115H185V113H184ZM184 115H182V116L184 117ZM188 115H187V117H188ZM191 115H194V114H191ZM198 115H199V114H198ZM211 115H212V116H211ZM26 116H27V115H26ZM67 116H68V115H67ZM71 116H72V115H71ZM73 116H74V115H73ZM100 116H101V114H100ZM109 116H110V115H108L107 117H109ZM111 116H112V115H111ZM111 116H110V117H111ZM113 116H114V115H113ZM143 116H144V115L142 114V115H141V119H145V118H146L145 116H144L145 118H143ZM148 116H147V117H148ZM155 116H154V117H155ZM196 116H197V115H196ZM225 116H224V117H225ZM261 116H262V115H261ZM27 117H28V116H27ZM93 117H95V116H93ZM102 117H103V116H102ZM107 117H106V118H107ZM150 117H151V116H150ZM166 117H167V115H166ZM166 117H165V118H166ZM189 117H190V116H189ZM215 117H216V118H215ZM221 117H222V118H221ZM45 118L47 119V117H45ZM48 118H49V117H48ZM106 118H105V119H106ZM112 118H113V117H112ZM168 118H169V115H168ZM170 118H172V117L170 116ZM184 118H186V115H185ZM190 118H191V119H192V118L195 119L196 117H195V118H194V117H190ZM199 118H200V116H199ZM262 118H264V117H262ZM262 118H261V119L259 118V119L261 120V121H260L261 124H262V120H264V119H262ZM101 119H102V118H101ZM108 119H109V118H108ZM149 119H150L149 117L146 119V120H147V123H146L144 120H142V121H144L146 124H148V122L150 121ZM154 119H155V118H154ZM154 119H153V120H154ZM166 119H167V118H166ZM180 119H181V117H180ZM187 119H188V120H187ZM187 119H186V120L189 121L190 123H191V122H194V123L196 122V120L194 121V120L192 119V121H190L189 118H187ZM238 119H237V120H238ZM86 120H87V119H86ZM109 120H110V119H109ZM114 120H115V119H114ZM114 120H113V121H114ZM139 120H140V119H139ZM148 120H149V121H148ZM168 120H169V119H168ZM172 120H173V119H172ZM181 120H182V119H181ZM200 120H201V118H200ZM240 120H241V119H240ZM29 121H30V120H29ZM49 121H50V120H47L48 123H49ZM71 121H72V120H71ZM105 121H106V120H105ZM115 121H116V120H115ZM140 121H141V120H140ZM154 121H155V120H154ZM157 121H158V120H157ZM159 121H160V120H159ZM161 121H162V123H163V122L166 121V120H164V119L162 120V119H161ZM177 121H179V120H177ZM187 121H186V122H187ZM216 121H217V120H216ZM35 122H36V121H35ZM37 122H40V121H37ZM72 122H73V121H72ZM103 122H104V118H103ZM109 122H110V121H109ZM109 122H108V123H109ZM137 122H138V121H137ZM144 122H143V123H144ZM175 122H176V121H175ZM175 122H174V123H175ZM179 122H180V121H179ZM183 122H185V120H183ZM183 122H182V123H183ZM186 122H185V123H186ZM221 122L218 123V124L220 125ZM24 123H25V122H24ZM24 123H23V125H24ZM48 123H47V125H48ZM83 123H84V122H83ZM85 123H86V122H85ZM110 123H111V122H110ZM139 123H140V122H139ZM143 123H141V124H142L143 126H145L146 124L144 125ZM151 123H154V124H155V123H157V122H156V121H155V122H152V120H151ZM165 123H166V122H165ZM180 123H181V122H180ZM185 123H184V124H185ZM190 123H189V125H190ZM26 124H28V123H26ZM38 124H39V123H38ZM43 124H44V123H43ZM160 124H161V123H159V126H160ZM178 124H179V123H178ZM184 124H183V125H184ZM187 124H188V123H186V125H187ZM212 124H211V125H212ZM238 124H239V123H238ZM17 125H18V124H17ZM19 125H21V124H19ZM19 125H18V126H19ZM35 125H36V124H35ZM35 125H34V126H35ZM41 125H42V124H41ZM41 125L39 126V129L41 128ZM138 125H139V124H138ZM138 125H137V126H138ZM148 125H150V126L152 125V126H153V124H148ZM179 125H181V124H179ZM179 125H177V126H179ZM183 125H182V126H183ZM194 125H195V124H193V127H194ZM196 125H195V127L198 128ZM44 126H45V125H44ZM44 126H42V127H44ZM59 126H60V124H59ZM61 126H62V125H61ZM137 126H136V127H137ZM152 126H151V127H152ZM161 126H163V125H161ZM165 126H167V125H165ZM172 126H174V125H172ZM182 126H181V127H182ZM187 126H188V125H187ZM187 126H185V127H187ZM191 126H192V123H191ZM235 126H236V125H235ZM235 126H234V127H235ZM12 127H13V126H12ZM16 127H17V126H16ZM48 127H49V126H48ZM151 127H150V128H151ZM153 127H154V126H153ZM169 127H170V126H169ZM175 127H176V126H175ZM181 127H180V129H179L180 131H181ZM195 127H194V128H195ZM201 127H202V128H201ZM221 127H222V126H221ZM231 127H232V126H231ZM25 128H26V126H25ZM46 128H47V127H46ZM61 128H62V127H61ZM64 128H65V127H64ZM142 128H143V127H142ZM146 128H148V127H146ZM162 128H163V127H162ZM164 128H165V129H164ZM164 128H163V130L167 131V133H168V130H166V127H164ZM170 128H171V127H170ZM172 128H173V127H172ZM182 128L185 129L184 126H183ZM191 128H192V127H191ZM191 128H190V129H191ZM207 128H206V130H205L206 133L208 132V131H207ZM213 128H214V127H213ZM213 128H212V129H213ZM218 128L220 129V127H218ZM235 128H236V127H235ZM44 129H45V128H44ZM136 129H137V128H136ZM140 129H141V127H140ZM148 129H149V128H148ZM152 129H153V128H151V130H152ZM155 129H157V128H155ZM155 129H154V131H155ZM175 129H176V128H175ZM188 129H189V127H188ZM188 129H186L187 132H188ZM14 130H15V129H14ZM22 130H23V129H22ZM24 130H25V129H24ZM40 130H41V132H42L43 129H40ZM47 130H48V129H47ZM61 130H62V129H61ZM143 130L146 131V129H143ZM176 130H177V132L179 131L178 129H176ZM192 130H193V129H191V130H189V131L192 132ZM208 130L210 131V129H208ZM214 130H216V129H214ZM217 130H218V129H217ZM217 130L215 131V133L217 132ZM231 130H232V129H231ZM30 131H31V130H30ZM43 131H44V130H43ZM137 131H139V126H138V130H137ZM157 131H158V129H157ZM157 131H156V132H157ZM170 131H171V130H170ZM174 131H175V130H174ZM174 131H172V132H174ZM182 131L184 132V130H182ZM182 131H181V132H182ZM196 131H197V130H196ZM221 131H223V130H221ZM221 131H219V132L221 133ZM232 131H233V130H232ZM16 132H17V131H16ZM20 132H21V131H20ZM20 132H19V133H20ZM25 132H27V131H25ZM38 132L40 133V131H38ZM134 132H135V131H134ZM140 132H141V131H140ZM151 132H152V131H151ZM156 132H153V134L156 133ZM172 132H171V133H172ZM187 132L185 131L184 133H185V134H188ZM225 132L227 133V131H225ZM225 132H223V133H225ZM229 132H230V129H229ZM23 133H24V131H23ZM42 133H43V132H42ZM55 133H56V130H55ZM64 133H65V132H64ZM136 133H137V132H136ZM145 133H146V132H145ZM148 133H149V132H148ZM148 133H147V134H148ZM165 133H166V132H165ZM167 133H166V134H167ZM175 133H176V132H175ZM179 133H180V132H179ZM193 133H194V132H193ZM206 133H205V134H206ZM258 133H259V132H258ZM258 133H257V134H258ZM15 134H16V133H15ZM57 134H58V133H57ZM65 134H66V133H65ZM65 134H64V135H65ZM96 134H97V133H96ZM132 134H133V133H132ZM166 134H165V135H166ZM173 134H174V133H173ZM177 134H178V133H177ZM177 134H176V136H177ZM180 134H181V133H180ZM189 134H190V133H189ZM189 134H188V135H189ZM207 134H208V133H207ZM20 135H21V134H20ZM23 135H24V134H23ZM23 135H21V136H23ZM38 135L40 136V134H38ZM59 135H60V132H59ZM124 135H126V134H124ZM124 135H123V136H124ZM127 135L129 136L128 133H127ZM130 135H131V134H130ZM140 135H141V134H139V137H140ZM167 135H168V134H167ZM174 135H175V134H174ZM182 135H183V134H182ZM191 135H193V134H191ZM198 135H197V136H198ZM211 135H213V134H211ZM211 135H210L209 138L213 139V138L211 137ZM226 135H227V134H226ZM262 135H263V134H262ZM39 136H38V137H39ZM48 136H49V137H48V138L46 137V138H47L46 140H44V139H43V140H42V139H38V140L36 141L37 145L39 144V146H40L41 143H44V142H45L46 144L44 143V145H46V146L49 147V145H47V143L50 141L51 134L48 135ZM88 136H89V135H88ZM137 136H138V134H137ZM144 136H145V135H144ZM162 136L164 137V135H162ZM176 136H175V137H176ZM178 136H179V135H178ZM178 136H177V137H178ZM183 136H184V135H183ZM185 136H186V135H185ZM197 136H196V137L193 136V137H194V138H193V139H194V142H195V138L197 139V138L199 137V136H198V137H197ZM202 136H203V135H202ZM205 136H207V135H205ZM205 136H204V138H205L204 140L207 141L208 146L205 145L204 143H202V144H204V146H206L207 148H209V142H210V141H208L207 137H205ZM208 136H209V134H208ZM241 136H242V137H245L244 134H242ZM16 137L18 138V135H17ZM16 137H15V138H16ZM61 137H62V136H60L59 138L61 139ZM65 137H66V136H65ZM97 137H98V136H97ZM97 137H96V138H97ZM142 137H143V133H142ZM150 137H151V136H150ZM153 137H154V136H153ZM153 137H152V138H153ZM165 137H166V136H165ZM167 137H170V136L168 135ZM189 137H190V136H189ZM200 137H201V135H200ZM263 137H264V136H263ZM17 138H16V139H17ZM22 138H26V135H25V137H22ZM22 138H21V139H22ZM39 138H40V137H39ZM62 138H63V137H62ZM93 138H94V140H95V137H93ZM124 138H126V137L124 136ZM137 138H138V137H137ZM157 138H158V141H159V137H156V135H155V139H157ZM171 138H172L171 140L173 141L174 136L171 137ZM21 139H20V140H21ZM64 139H65V138H64ZM90 139H91V138H90ZM131 139H132V141H131ZM131 139H130L131 143H132V142H134V143L136 142V140L133 141V139H136V136H135L134 138H132V136H131ZM138 139H139V138H138ZM150 139H151V138H150ZM161 139H162V137H161ZM163 139H164V138H163ZM163 139H162V141H164ZM167 139H168V138H167ZM167 139H166V140H167ZM175 139H176V138H175ZM175 139H174V140H175ZM180 139H181V138H180ZM182 139H183V138H182ZM182 139H181V140H182ZM186 139H187V136H186L185 140H186ZM191 139H192V138H191ZM200 139L202 140L203 137L200 138ZM20 140H19V141H20ZM28 140H29V139H28ZM61 140H62V139H61ZM65 140H66V139H65ZM96 140H97V139H96ZM127 140H128V139H127ZM127 140H126V141H127ZM141 140H142V139H141ZM171 140H170V141H171ZM185 140H183V141H185ZM97 141L99 142V140H97ZM130 141H129V142H130ZM138 141H140V140H138ZM138 141H137L135 144L139 143ZM154 141H155V140H154ZM160 141H161V140H160ZM170 141L167 140L168 144H170ZM176 141H177V140H176ZM176 141H175V143L173 142V143L175 144V145L173 144L174 146H178V147H179V145L183 144V143H180L179 145H176V144H177ZM186 141H187V140H186ZM188 141H189V140H188ZM188 141H187V142H188ZM192 141H193V140H192ZM13 142H14V141H13ZM61 142H62V141H61ZM92 142H93V141H92ZM140 142H141V141H140ZM165 142H166V141H165ZM177 142H178V141H177ZM179 142H180V141H179ZM187 142H185V143H187ZM189 142H191V141H189ZM198 142H199V139H198ZM211 142H212V141H211ZM19 143H21V142H19ZM131 143H130V144H131ZM134 143H132V144H134ZM156 143H157V142H156ZM185 143H184V145L180 146V148H179L180 152H181V150L184 151V150H185L184 148H186V146L188 145V143H187V145H185ZM191 143H192V142H191ZM191 143H189V144L191 145ZM200 143H201V142H200ZM205 143H206V142H205ZM14 144H15V143H14ZM21 144H23V143H21ZM25 144H26V143H25ZM33 144H35V142H33ZM141 144H143V143H140V145H141ZM163 144L165 145V143H163ZM192 144H193V143H192ZM197 144H198V143H197ZM202 144H200V145H202ZM19 145H20V144H19ZM29 145H30V144H29ZM37 145H35V146H37ZM44 145H43V146H44ZM137 145H138V144H137ZM140 145H139V147H140V150H141V147H142L143 145H141V146H140ZM159 145H160V144H159ZM164 145L161 144V146H162L163 148H164V147L169 148L168 145H167V146H164ZM14 146H15V145H14ZM171 146H172V145H171ZM174 146H172V147H174ZM195 146H196V144H195ZM12 147H13V146H12ZM21 147H22V146H21ZM52 147H53V146H51L50 148L52 149ZM136 147H137V146H136ZM188 147H189V146H187V148H188ZM198 147H199V146H198ZM198 147H196V149H197ZM15 148H16V147H15ZM18 148H19V147H18ZM31 148H32V147H31ZM175 148H177V147H175ZM187 148H186V149H187ZM190 148H191V147H190ZM190 148H189V149H190ZM199 148H201V147H199ZM202 148H203V147H202ZM202 148H201V149H202ZM11 149H12V148H11ZM13 149H14V148H13ZM44 149H45V148H44ZM47 149H49V148H47ZM54 149H55V147H54ZM134 149H135V146H134ZM171 149H172V148H171ZM189 149H188V152H189ZM193 149H194V147H193ZM15 150H17V149H15ZM23 150H24V149H23ZM136 150H139V148L136 149ZM154 150H155V149H154ZM164 150L166 151V148H165ZM169 150H170V148L168 149L169 156H170V154H171L172 151L170 152ZM191 150H192V149H191ZM203 150H205V149L203 148ZM207 150H208V149H207ZM11 151H12V150H11ZM13 151H14V150H13ZM35 151H37V150H35ZM175 151H176V149H175ZM175 151L172 152V156H173V157H176L175 155L177 154V151H176V153H174ZM193 151H194L193 155H195V154H196L195 152H197V150H196V151L193 150ZM199 151H200V149H199ZM199 151H198V152H199ZM208 151H209V150H208ZM2 152H3V151H2ZM90 152H91V151H90ZM137 152H138V151H137ZM155 152H156V151H155ZM155 152L153 151V153H155ZM166 152H167V151H166ZM202 152H203V151H202ZM204 152H205V151H204ZM204 152H203V153H204ZM5 153H6V152H5ZM10 153H11V152H10ZM34 153H35V152H34ZM34 153H33V154H34ZM86 153H87V152H86ZM101 153H102V152H101ZM101 153H99V154L101 155ZM178 153H179V152H178ZM203 153H202V154H203ZM31 154H32V153H31ZM104 154H105V153H104ZM127 154H128V153H127ZM155 154H156V153H155ZM180 154H181V153H180ZM180 154H179V157H181ZM183 154H184V152H183ZM183 154H182V155H183ZM186 154H187V153H185V155H186ZM189 154L192 155V152L190 151ZM198 154H199V153H198ZM100 155H99V157H101ZM105 155H106V154H105ZM156 155H157V154H156ZM185 155H183V156H185ZM193 155H192V156H193ZM204 155H205V153H204ZM235 155H236V156H235L236 159L239 160V161H242L241 164H245V165L247 166V168H249L248 166H252V165H253L251 159H252L253 157H257L258 160H259V161H258V165L256 164V166H255L256 169H257V168H259V167H261V166L264 165V144H263L261 147H259L258 145H256V144H255L254 142H252V141H249V142H246V141H245L243 145H241V146H239V147L236 148ZM29 156H30V154H29ZM87 156H88V155H87ZM124 156H125V155H124ZM153 156H154V155H153ZM183 156H182V157H183ZM195 156H197V155H195ZM195 156H194V157H195ZM207 156H208V155H207ZM11 157H12V156H11ZM16 157H17V156H16ZM84 157H85V156H84ZM161 157L164 158L163 161L167 160V159H165V156H164V157L161 156ZM170 157H171V156H170ZM179 157H178V159L180 160V162H182V161H181V158H179ZM185 157H186V156H185ZM189 157H190V156H189ZM200 157H201V154H200ZM200 157H199V159H200ZM8 158H10V157H8ZM8 158H7V159H8ZM13 158H14V157H13ZM29 158H30V157H29ZM101 158H102V157H101ZM196 158H198V157H196ZM205 158H206V155H205ZM205 158L203 157L204 161H205ZM208 158H209V157H208ZM7 159L5 160L6 163H7ZM89 159H90V156H89ZM153 159H154V158H153ZM159 159H160V158H159ZM168 159H169V157H168ZM171 159H172V158H171ZM171 159H170V160H171ZM173 159H174V158H173ZM175 159H177V157H176ZM178 159H177V162H178ZM184 159H186V158H184ZM191 159H193V157L190 158V159L188 160V161H189L188 163H191ZM201 159H202V157H201ZM201 159H200V160H201ZM203 159H202V162H203ZM8 160H9V159H8ZM197 160H198V159H197ZM23 161H24V160H23ZM78 161H79V160H78ZM84 161H85V160H84ZM86 161H87V160H86ZM96 161H97V160H96ZM136 161H137V160H136ZM159 161H161V160H159ZM167 161H168V160H167ZM171 161H172V160H171ZM173 161L175 162V160H173ZM239 161H238V163H239ZM14 162H15V161H14ZM14 162L12 161V159L8 162L7 170H8V168H9L10 170L13 169V168H16L15 166H17L19 163H18L17 165H15ZM81 162H83V161H81ZM81 162H80V163H81ZM87 162H89V160H88ZM90 162H91V161H90ZM90 162H89V163H90ZM137 162L139 163V161H137ZM165 162H166V161H165ZM206 162H207V160H206ZM206 162H205V163L203 162L204 165L207 164ZM16 163H17V162H16ZM85 163H86V162H85ZM89 163H86V164L88 165ZM178 163H179V162H178ZM152 164H153V163H152ZM158 164H159V162H158ZM158 164H157V165H158ZM165 164L167 165L168 163L166 162ZM185 164H186V163H184V165H183V163H181V164H180V167H181V165L185 166ZM191 164H193V161H192ZM75 165H77V164H75ZM82 165H83V164H82ZM159 165H160V164H159ZM189 165H190V164H189ZM18 166H22V165H18ZM18 166H17V168H18ZM72 166H73V165H72ZM79 166H80V165H79ZM96 166H97V164H96ZM100 166H101V165H100ZM105 166H106V165H105ZM116 166H117V165H116ZM134 166H135V165H134ZM134 166H133V167H134ZM183 166H182V167H183ZM76 167H77V166H76ZM76 167H75V168H76ZM83 167H84V166H83ZM130 167H131V166H130ZM148 167H149V166H148ZM148 167H147V168H148ZM150 167H151V166H150ZM153 167H154V166H153ZM168 167H169V166H168ZM171 167H172V166H171ZM175 167H178V166L175 165ZM187 167H188V164H187ZM203 167H204V166H203ZM230 167H231V166H230ZM80 168H81V167H80ZM102 168H105V167H102ZM134 168H135V167H134ZM136 168H137V167H136ZM136 168H135V170H137ZM143 168H144V167H143ZM154 168H155V167H154ZM154 168H152V169H154ZM157 168H158V167H157ZM189 168H190V167H189ZM204 168H206V167H204ZM232 168H233V167H232ZM244 168H245V167H244ZM68 169H69V168H68ZM82 169H84V168H82ZM85 169H86V168H85ZM85 169H84L83 173L85 172ZM97 169L102 170L100 167H97ZM130 169L134 170L132 167H131ZM155 169H156V168H155ZM155 169H154V171H155ZM176 169H177V168H176ZM176 169L172 167V169H171L172 172H171V173H174V172L176 171ZM185 169H186V168H185ZM202 169H203V168H202ZM227 169H228V168H227ZM230 169H231V168H230ZM233 169H234V168H233ZM125 170H126V168H125ZM132 170H130V172H132ZM135 170H134V171H135ZM146 170H147V169H146ZM149 170H151V168H150ZM180 170H183V169L181 168ZM204 170H206V169H204ZM240 170H241V169H240ZM96 171H99V170H96ZM103 171H104V169H103ZM103 171H100V172H103ZM134 171L132 172V173H133V176H134V173H135ZM152 171H153V170H152ZM177 171H178V170H177ZM177 171H176V172H177ZM189 171H190V170H189ZM257 171H258V170H257ZM11 172H12V171H11ZM19 172H20V171H19ZM81 172H82V171H81ZM81 172L79 173V175L81 174ZM100 172H99V173H100ZM130 172H129V173H130ZM140 172H143V171H140ZM148 172H149V171H148ZM169 172H170V171H169ZM181 172H182V171H181ZM181 172H179V173H181ZM225 172L228 173L227 170H226ZM125 173H126V172H125ZM127 173H128V171H127ZM127 173H126V174H127ZM143 173H145V170H144ZM150 173H152V172L150 171ZM156 173H157V171H156ZM84 174H85V173H84ZM84 174H82V175L84 176ZM100 174H101V173H100ZM135 174H136V173H135ZM137 174H139V170H138V173H137ZM137 174H136V175H137ZM147 174H149V173H147ZM147 174H146V176H147ZM153 174H154V173H152L151 175H153ZM157 174H159V172H158ZM177 174H178V172H177ZM182 174H183V173H182ZM220 174H221V173H220ZM88 175H89V174H88ZM130 175H131V173H130ZM136 175H135V176H136ZM143 175H145V174H143ZM171 175H172V174H171ZM217 175H218V174H217ZM217 175H216V176H217ZM224 175H225L224 177H227L226 174H224ZM228 175H229V173H228ZM124 176H125V174H124ZM126 176L129 178L128 174H127ZM126 176H125V179L127 178ZM131 176H132V175H131ZM141 176H142V175L139 174V177H141ZM149 176H150V175H148V180H149V179L152 180V178L155 177V176H151V177H149ZM156 176H158V175H156ZM173 176H174V175H173ZM178 176H180V175L178 174ZM182 176H183V175H182ZM185 176H186V175H185ZM248 176H249V175H248ZM77 177H78V176H77ZM142 177H143V176H142ZM159 177H160V176H159ZM159 177H156V179H155V180L153 179V180L156 182L157 179H158ZM168 177H169V175H168ZM180 177H181V176H180ZM217 177H218V176H217ZM219 177H220V176H219ZM69 178H71V177H69ZM79 178H80V177H79ZM81 178H83V177H81ZM85 178H86V177H85ZM95 178H97V177H95ZM133 178H134V177H133ZM137 178H138V176H137ZM137 178H135V180H137ZM176 178L178 179L179 177H175V179H176ZM182 178H183V177H182ZM71 179H72V178H71ZM77 179H78V178H77ZM92 179H93V177H92ZM131 179H132V178H130V180H131ZM138 179H139V178H138ZM145 179H146V177H144V179H141V181H142V180L145 181ZM169 179H170V178H169ZM173 179H174V178H173ZM173 179H171V180H173ZM175 179H174V180H175ZM179 179H180V178H179ZM187 179H188V178H187ZM226 179H227V178H226ZM229 179H231V178H229ZM15 180H16V179H15ZM62 180H63V183H62L61 185H62V188H63L64 190H62L61 188H60V189H61L63 192L66 191V192L69 193V195H75V196L78 194V191H80V192L83 191V193L85 192V189H84V188H73V187H72V189H71V187H70V189H68V188H69V187H68V183L70 182V180H68L67 177H66V178H62ZM72 180H73V179H72ZM75 180H76V179H75ZM81 180H82V179H81ZM83 180H84V179H83ZM97 180H98V179H97ZM97 180L95 179V181H97ZM148 180H147V181H148ZM160 180H161V179H160ZM181 180H182V179H180L179 182H180ZM9 181H10V180H9ZM85 181H86V180H85ZM99 181H100V180H99ZM126 181H127V180H126ZM126 181H125V182H126ZM128 181H129V180H128ZM133 181H134V180H133ZM143 181H142V182H143ZM147 181H146V184H147ZM158 181H159V179H158ZM158 181H157V182H158ZM188 181H189V179H188ZM194 181H195V180H194ZM16 182H17V181H16ZM16 182H15V183H16ZM82 182H83V181H81V183H82ZM129 182H131V181H129ZM135 182H136V183H137V182L139 183L140 180L135 181ZM152 182H153V181H152ZM152 182H151V184H152ZM173 182H174V181H173ZM173 182H171V183L173 184ZM175 182H176V181H175ZM183 182H184V181H183ZM191 182H192V179H191ZM229 182H230V181H229ZM15 183H14V184H15ZM19 183H20V182H19ZM75 183H77V181H76ZM75 183H74V184H75ZM81 183H79V181H78V184H81ZM83 183H84V182H83ZM85 183H86V182H85ZM94 183H98V182H94ZM99 183H100V182H99ZM101 183H102V181H101ZM132 183H134V182H132ZM158 183H159V182H158ZM171 183H170V184H171ZM180 183H181V182H180ZM180 183H179V184H180ZM193 183H194V182H193ZM14 184H13V185H14ZM21 184H22V182H21ZM69 184H70V183H69ZM78 184H77V185H78ZM87 184H88V183H87ZM125 184H126V183H125ZM140 184H142V183H140ZM146 184H143V185H146ZM148 184H149V183H148ZM153 184H155V183H153ZM175 184H176V183H175ZM179 184H176V185L178 186ZM17 185H18V184H17ZM70 185H71V184H70ZM75 185H76V184H75ZM98 185H99V184H98ZM133 185H134V184H133ZM15 186H16V185H15ZM15 186H14V187H15ZM19 186H20V185H19ZM21 186H22V185H21ZM71 186H72V185H71ZM81 186H82V185H81ZM85 186H87V185H85ZM129 186H130V184H129ZM140 186H141V185H140ZM140 186H136V187H139V188H140ZM158 186H159V185H158ZM3 187L6 188V186H3ZM14 187H13V188L10 187L11 189L8 188L9 190H6V189H5V191H10V190H11L10 192H8V194H12V195H14V197H16V200H18L19 202L24 201V200H23V193H22V191H21V190L19 191L18 189L14 188ZM16 187H17V186H16ZM54 187H55V186H54ZM58 187H59V186H58ZM60 187H61V186H60ZM88 187H89V186H88ZM142 187H145V186H141V188H142ZM154 187H155V185H154ZM170 187H174V186L171 185ZM220 187H221V186H220ZM220 187H219V189H220ZM20 188H21V187H19V189H20ZM90 188H91V187H90ZM90 188H89V190H90ZM98 188H99V187H98ZM133 188H134V187H133ZM148 188H149V186H148ZM217 188H218V187H217ZM242 188H243V187H242ZM242 188L240 187V189H242ZM2 189H3V188H2ZM55 189H57V188H55ZM87 189H88V188H87ZM92 189H94V188H92ZM125 189H126V188H125ZM142 189H143V188H142ZM150 189H151V188H149V190H150ZM226 189H227V188H226ZM226 189H224V190L226 191ZM238 189H239V188H238ZM3 190H4V189H3ZM98 190H99V189H98ZM129 190H130V188H129ZM143 190H144V189H143ZM149 190H148V191H149ZM1 191H2V190H1ZM87 191H88V190H87ZM92 191H93V190H92ZM96 191H97V190H96ZM220 191H221V189H220ZM240 191H241V190H240ZM55 192H56V191H55ZM58 192H59V191H58ZM129 192H130V191H129ZM222 192H224V191H222ZM226 192H227V191H226ZM0 193H1V192H0ZM25 193H26V192H25ZM92 193H93V192H92ZM94 193H95V192H94ZM131 193H132V192H131ZM171 193H172V192H171ZM242 193H243V192H242ZM1 194H2V193H1ZM55 194H57V193H55ZM124 194H126V193H124ZM124 194H122V195H124ZM222 194H223V193H222ZM227 194H228V193H227ZM25 195H26V194H25ZM25 195H24V196H25ZM58 195H59V196H58ZM58 195H57V196L60 197L61 194H58ZM78 195H79V194H78ZM82 195H83V194H82ZM241 195H242V194H241ZM244 195H245V194H244ZM65 196H66V195H65ZM83 196H84V195H83ZM87 196H88V195H87ZM87 196H86V197H87ZM89 196H90V195H89ZM127 196H128V195H127ZM129 196H130V195H129ZM131 196H133V194H132ZM135 196H136V194H135ZM226 196H227V195H226ZM259 196H260V195H259ZM261 196H262V195H261ZM3 197H4V196H3ZM8 197H9V196H8ZM42 197H43V196H42ZM53 197H54V196H53ZM55 197H56V196H55ZM61 197H63V196H61ZM66 197H67V196H66ZM84 197H85V196H84ZM122 197H124V196H122ZM1 198H2V197H1ZM67 198H68V197H67ZM72 198H74V197H73V196L70 197V199H72ZM78 198H79V197H78ZM82 198H83V197H82ZM126 198H127V197H126ZM138 198H139V197H138ZM224 198H225V197H224ZM261 198H262V197H261ZM54 199H55V198H54ZM56 199H57V198H56ZM68 199H69V198H68ZM76 199H77V196H76ZM76 199H75V201H76ZM79 199H81V197H80ZM120 199H121V198H120ZM124 199H125V198H124ZM128 199H130V198H128ZM230 199H231V198H230ZM263 199H264V198H263ZM26 200H27V199H26ZM90 200H91V199H90ZM44 201H45V200H44ZM44 201H43V202H44ZM56 201H57V200H56ZM65 201H66V200H65ZM69 201H72V200H69ZM69 201H67V202H69ZM75 201H73V202H75ZM77 201H79V200H77ZM122 201H123V200H122ZM131 201H132V200H131ZM137 201H138V200H137ZM223 201H224V200H223ZM261 201H263V200H261ZM24 202H25V201H24ZM24 202H23V203H24ZM79 202H80V201H79ZM82 202H83V206H84V205H85V204H84V201H82ZM123 202H124V201H123ZM127 202H128V200H127ZM138 202H139V201H138ZM138 202H137V203H138ZM142 202H143V201H142ZM25 203H26V202H25ZM56 203H57V202H56ZM87 203H89V201H87ZM98 203H99V202H98ZM125 203H126V202H125ZM129 203H130V202H129ZM129 203H128V204H129ZM227 203H228V202H227ZM256 203H257V202H256ZM260 203H262V202H260ZM260 203H259V205H260V206H263V205L260 204ZM263 203H264V202H263ZM67 204H68V203H67ZM225 204H226V203H225ZM26 205H27V204H26ZM69 205H70V203H69ZM71 205H72V204H71ZM71 205H70V206H71ZM74 205H75V204H74ZM97 205H98V204H97ZM97 205H96V206H97ZM107 205H108V204H107ZM122 205H125V204H122ZM140 205H141V203H140ZM257 205H258V204H257ZM23 206H24V205H23ZM66 206H67V205H66ZM75 206H76V205H75ZM88 206L91 207V206H92V202H90L89 205H87V207H88ZM129 206H130V205H129ZM135 206H136V205H135ZM142 206H143V205H142ZM149 206H150V205H149ZM260 206H257V207L261 208ZM130 207H131V206H130ZM130 207H129L128 209H130ZM145 207H146V206H145ZM253 207H255V205H253ZM78 208H79V207H78ZM83 208H85V207H83ZM93 208H94V207H93ZM96 208H98V207H96ZM132 208H134V206H133ZM251 208H252V207H251ZM26 209H27V208H26ZM69 209L71 210L72 208L70 207ZM79 209H80V208H79ZM79 209H78V211L80 212ZM90 209H91V208H90ZM123 209H124V208H123ZM135 209H136V208H135ZM140 209H142V208H140ZM140 209H136L137 212H138V210L140 211ZM255 209H257V208H255ZM262 209L264 210V208H262ZM24 210H25V208H24ZM73 210H75V209H73ZM87 210H88V209H87ZM98 210H99V209H98ZM98 210H97V211H98ZM144 210L146 211L147 209L145 208ZM243 210H244V209H243ZM258 210H259V209H258ZM26 211H28V209H27ZM94 211H95V209H94ZM97 211H96V212H97ZM141 211H142V210H141ZM147 211H148V210H147ZM147 211H146V212H147ZM252 211H253V210H252ZM259 211H260V210H259ZM28 212H29V211H28ZM71 212H72V211H71ZM73 212H74V211H73ZM75 212H76V211H75ZM75 212H74V213H75ZM86 212H88V211H86ZM142 212H143V211H142ZM149 212H150V211H149ZM152 212H153V211H152ZM203 212H204V211H203ZM256 212H258V211H256ZM261 212H264V211H261ZM25 213H26V212H25ZM76 213H77V212H76ZM81 213H82V212H81ZM81 213H80V214H81ZM100 213H101V212H100ZM100 213H99V215H100ZM132 213H133V212H132ZM135 213H136V211H135ZM140 213H141V212H140ZM143 213L146 214L145 212H143ZM77 214H78V213H77ZM94 214H95V212H94ZM115 214H116V213H115ZM136 214H137V213H136ZM72 215H73V214H72ZM81 215L83 216V214H81ZM92 215H93V214H92ZM113 215H114V213H113ZM113 215H112V216H113ZM138 215H139V213H138ZM250 215H251V214H250ZM256 215H257V214H256ZM76 216H77V215H76ZM79 216H80V215H79ZM97 216H98L97 214H96V216L94 215V217H97ZM117 216H118V215H117ZM145 216H147V215H145ZM248 216H249V215H248ZM87 217H88V215H87ZM119 217H120V216H119ZM119 217H118V218H119ZM128 217H129V216H128ZM130 217H131V216H130ZM139 217H141V215H139ZM139 217H138V218H139ZM148 217H149V216H148ZM250 217H251V216H250ZM255 217H256V216H255ZM77 218H78V217H77ZM81 218H82V217H81ZM81 218H80V219H81ZM142 218H143V217H141V219H142ZM145 218H147V217H145ZM241 218H242V217H241ZM245 218H246V217H245ZM83 219H84V218H83ZM126 219H127V218H126ZM132 219L134 220L135 218H132ZM139 219H140V218H139ZM143 219H144V218H143ZM147 219H148V218H147ZM253 219H254V217H253ZM85 220H86V219H85ZM95 220H96V218H95ZM113 220H114V219H113ZM117 220H119V219H117ZM250 220H251V219H250ZM82 221H83V220H82ZM86 221H87V220H86ZM86 221H85V223H86ZM89 221L92 222V220H89ZM115 221H116V220H115ZM126 221H127V220H126ZM130 221L132 222V220H130ZM130 221H129V222H130ZM136 221H138V219H137ZM144 221H145V220H144ZM240 221H241V226H240L241 229H239V231H235L234 234H230L231 236H230L229 240L225 243L224 247H222V248H223V249H226V250H230V249L232 248L231 243L235 242V241H233L234 236H236V234H237V236L240 235L241 238L239 237L240 239H239V238H238V239L241 240V242L244 244V248H243V250H242L241 252H239L240 255H238V256L236 255V260H235V262L237 261V262H236L237 264H238V263H239V264H254V263H253V260H254L255 258H257V257L260 256V250H261V249H264V244H263V243L251 244L250 242H248V239L251 238V237H253V236H252L253 231L255 232V230H254V223H256V222H253V223H252V222H251L252 220H251V221H247V222H245L244 219H243V220H240ZM254 221H255V220H254ZM80 222H81V221H80ZM119 222L122 223L120 220H119ZM133 222H134V221H133ZM146 222H147V221H146ZM75 223H76V222H75ZM75 223L73 222V224H75ZM77 223H78V220H77ZM81 223H82V222H81ZM81 223H80V224H81ZM83 223H84V222H83ZM87 223H88V222H87ZM87 223H86V224H87ZM92 223H93V222H92ZM117 223H118V222H117ZM134 223H135V222H134ZM134 223H133V224H134ZM140 223H141V222H140ZM73 224H71L69 228H70L72 231H73V230L75 231V227H76V226L73 225ZM122 224H123V223H122ZM130 224H131V223H129V226H130ZM138 224H139V223H138ZM141 224H142V223H141ZM78 225H79V224H78ZM83 225H84V224H83ZM88 225H93V224L90 223V224H88ZM94 225H95V224H94ZM144 225H145V223H144ZM85 226H87V225H85ZM124 226H125V225H124ZM132 226H133V225H132ZM135 226H136V225H135ZM139 226H140V224H139ZM141 226H142V225H141ZM94 227H96V226H93V228H94ZM116 227H117V224H116ZM125 227H128V225H126ZM97 228H98V227H97ZM114 228H115V227H114ZM122 228H123V227H122ZM131 228H132V227H131ZM133 228H134V227H133ZM256 228H257V227L255 226V229H256ZM77 229H78V231H79V227H78ZM80 229H81V228H80ZM90 229H91V228H90ZM126 229H129V228H126ZM259 229H261V228H258V230H259ZM71 230H69V231H71ZM93 230H94V229H93ZM129 230H130V229H129ZM31 231H32V230H31ZM81 231H82V230H81ZM263 231H264V230L262 229V234H263ZM34 232H36V231H34ZM67 232H68V231H67ZM75 232H77V231H75ZM89 232H90V231H89ZM115 232H116V231H115ZM115 232H114V233H115ZM131 232H132V231H131ZM131 232H130V233H131ZM257 232L259 233L260 231H257ZM13 233H14V232H13ZM13 233H12V235H14ZM59 233H60V232H59ZM92 233H93V231H92ZM118 233H119V235H120V234H121V231L118 232ZM118 233H117V234H118ZM124 233L126 234V232H124ZM128 233H129V232H128ZM8 234H9V233H7V235H8ZM16 234H17V232H16ZM64 234H65V233H64ZM66 234H67V233H66ZM68 234H69V233H68ZM68 234H67V235H68ZM73 234H74V233H73ZM85 234H87V232H85V229H83V232H81V237H80L81 239L79 240L80 242L78 243L79 245L81 244V245H80L81 247H82V245L85 246L86 242L88 241V238H87L88 236H86ZM98 234H99V233H98ZM125 234H124V235H125ZM260 234H261V233H260ZM10 235H11V234H10ZM71 235H72V234H71ZM76 235L78 236V233H76ZM84 235H85L86 238H87V241H86V242H84V239H83ZM87 235H88V234H87ZM94 235H96V232H95ZM94 235H93V236H94ZM255 235H256V233H255ZM8 236H9V235H8ZM58 236H59V234H58ZM60 236H61V234H60ZM60 236H59V237H60ZM64 236H66V235H64ZM72 236H73V235H72ZM79 236H80V235H79ZM128 236H130V235L128 234ZM131 236H132V235H131ZM250 236H251V237H250ZM15 237H16V236H15ZM90 237H91V235H90ZM6 238H7V237H6ZM11 238H12V237H11ZM16 238L18 239V237H16ZM60 238H61V237H60ZM62 238H63V237H62ZM66 238H67V236H66ZM68 238H70V235H69ZM68 238H67V239H68ZM78 238H79V237H78ZM102 238L104 239L105 237L103 236ZM4 239H5V238H4ZM17 239H16V240H17ZM58 239H59V238H58ZM64 239H65V237H64ZM89 239H90V238H89ZM93 239H94V238H93ZM96 239H97V238H96ZM98 239H99V238H98ZM238 239H237V240H238ZM7 240H9V239H7ZM13 240H14V239H13ZM19 240H20V239H19ZM19 240H18V242H19ZM62 240H63V239H62ZM73 240L75 241V239H73ZM77 240H78V239H77ZM85 240H86V239H85ZM101 240H102V239H101ZM104 240H105V239H104ZM196 240H199V241H200V238H199V239L197 238ZM202 240H203V239H202ZM235 240H236V238H235ZM4 241H6V240H4ZM63 241H64V240H63ZM67 241H69V240H67ZM97 241H99V240H97ZM199 241H198V244H199ZM9 242H10L9 245L11 246V243H12L13 241H9ZM14 242H15V241H14ZM64 242H66V241H64ZM75 242H76V241H75ZM88 242H89V241H88ZM66 243H67V242H66ZM73 243H74V242H72V243H70V244L73 245ZM84 243H85V244H84ZM91 243H92V242H90V244H91ZM95 243H96V242H95ZM20 244H21V243H20ZM59 244H61V243H59ZM64 244H65V243H64ZM64 244L62 243V246H63ZM68 244H69V243H68ZM68 244H67V246H68ZM76 244H77V243H76ZM76 244H75V245H76ZM78 244H77V245H78ZM100 244H101V243H100ZM196 244H197V243H196ZM4 245H6V244H4ZM72 245L69 246V247H66V253H67V254L69 255V257H70V258L67 257V260H68V261L66 262L67 264H75V263H76L75 261H76L77 259H80V257L77 256V254L80 255L79 253H81V251H80V252H79V251L77 252V249H76V251H74L75 249H74V246H72ZM93 245H94V244L92 243V245H90V246H93ZM96 245H99V244L96 243ZM2 246H3V245H2ZM7 246H8V245H7ZM10 246H9V247H10ZM13 246H14V245H13ZM19 246H21V245H19ZM59 246H60V245H59ZM59 246H58V247H59ZM64 246H65V245H64ZM99 246H100V245H99ZM14 247H15V246H14ZM56 247H57V246H56ZM56 247H55V249H53V250L45 251V252H41V253L38 254L37 256H34V260H35L34 262H36V263L38 264L39 261H42L43 263H48V264H50V260H51V257H52V255H53L54 250H55V252H56V249H57ZM60 247H61V246H60ZM93 247H94V246H93ZM100 247H101V246H100ZM220 247H221V246H220ZM23 248H24V247H23ZM61 248H62V247H61ZM1 249H2V248H1ZM63 249H64V247H63ZM78 249H80V247H79ZM82 249H83V248H82ZM84 249H85V247H84ZM84 249H83L82 252H84ZM95 249H96V247H95L94 249H93V248H87L88 251H86V254H84V253H83V254L86 255V257L88 258V260H87V259H84V260H87V261L91 260V256L93 257V254H94ZM97 249H98V247H97ZM102 249H103V247H102ZM102 249H101L100 251H102ZM59 250H60V249H59ZM98 250H99V249H98ZM2 251H3V250H2ZM57 251H58V249H57ZM64 251H65V250H64ZM64 251H63V252H64ZM76 252H77V254H76ZM225 252H226V251H225ZM64 253H65V252H64ZM66 253H65V254H66ZM97 253H98V252H96V254H97ZM103 253H104V252H103ZM83 254H82V256L85 257ZM236 254H238V253H236ZM68 255H66V256H68ZM70 255H71V256H70ZM209 255H210V254H209ZM209 255H208V256H209ZM80 256H81V255H80ZM96 256H97V255H96ZM96 256H95V257H96ZM107 256H108V255H107ZM208 256H207V257H208ZM210 256H211V255H210ZM83 257H82V258H83ZM98 257H99V256H98ZM207 257H206L205 260H207ZM211 257H212V256H211ZM211 257H210V258H211ZM12 258H13V257H12ZM64 258H65L64 260L66 261V257H65V256H64ZM68 258H69V259H68ZM82 258H81V259H82ZM81 259H80V260H81ZM94 259H95V258H94ZM94 259H92V260H94ZM2 260H3V259H2ZM6 260H7V259H6ZM9 260H11V259H9ZM12 260H13V259H12ZM80 260H79V261H80ZM92 260H91V261H92ZM95 260H96V259H95ZM210 260H211V259H210ZM65 261H63V262H65ZM91 261H90L89 264H91ZM0 262H1V261H0ZM60 262H61V261H59V263H60ZM77 262H78V261H77ZM80 262H81V261H80ZM80 262H78V263L80 264ZM92 262H93V261H92ZM209 262H210V261H209ZM1 263H2V262H1ZM3 263H4V262H3ZM8 263H10V262L8 261ZM78 263H76V264H78ZM85 263H86V262H85ZM115 263H116V262H115ZM204 263L209 264V263H207V262H205V261H204ZM211 263H213V262H211ZM5 264H6V262H5ZM62 264H65V263H62ZM81 264H82V263H81ZM83 264H84V262H83ZM86 264H87V263H86ZM93 264H97V262H96V263H93ZM120 264H121V263H120Z\"/></svg>", "mask_w": 264, "mask_h": 264}]
</instances>
